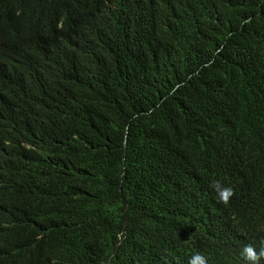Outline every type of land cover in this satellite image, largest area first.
Instances as JSON below:
<instances>
[{
    "label": "trees",
    "instance_id": "16d2710c",
    "mask_svg": "<svg viewBox=\"0 0 264 264\" xmlns=\"http://www.w3.org/2000/svg\"><path fill=\"white\" fill-rule=\"evenodd\" d=\"M249 245L264 0H0V264H252Z\"/></svg>",
    "mask_w": 264,
    "mask_h": 264
},
{
    "label": "clouds",
    "instance_id": "9594fccd",
    "mask_svg": "<svg viewBox=\"0 0 264 264\" xmlns=\"http://www.w3.org/2000/svg\"><path fill=\"white\" fill-rule=\"evenodd\" d=\"M218 196L221 200L226 201L227 198L232 194V189L230 187H217ZM243 255L247 261H251L252 264L258 259V256H264V248H261L259 252L255 251L252 246H246L243 249ZM190 264H207L206 257L197 254L192 258Z\"/></svg>",
    "mask_w": 264,
    "mask_h": 264
}]
</instances>
